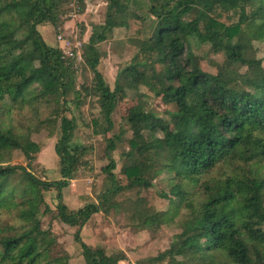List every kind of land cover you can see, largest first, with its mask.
Listing matches in <instances>:
<instances>
[{
	"label": "trees",
	"instance_id": "1",
	"mask_svg": "<svg viewBox=\"0 0 264 264\" xmlns=\"http://www.w3.org/2000/svg\"><path fill=\"white\" fill-rule=\"evenodd\" d=\"M141 1L105 0V21L82 46L93 78L78 88L73 60L38 29L63 25L71 0H0V264H70L59 238L43 226L47 215L75 229L85 264L126 261L123 250L109 254L84 242L82 231L95 214L121 208L118 194L140 195L162 175L169 191L161 198L171 208L157 212L138 198L132 209L143 228L180 217L181 231L150 263L264 264V59L248 54L254 41L264 42V0H144L148 32L130 39L137 54L111 89L99 70V46L116 29L146 23L132 10ZM233 17L238 20L232 23ZM203 46L223 58L212 62L216 74L201 67L194 49ZM140 87L169 109L165 118L138 104L124 116L132 136L120 169L123 183L113 153L127 131L107 134L128 92ZM85 97L100 110L96 132L109 163L102 168L106 188L100 198H80L83 206L72 209L63 191L87 166L92 147L75 142L77 121L69 113ZM37 128L50 136L58 130V181L41 180L30 170L42 150L33 140ZM17 152L26 166L14 163ZM52 192L55 209L47 201Z\"/></svg>",
	"mask_w": 264,
	"mask_h": 264
},
{
	"label": "rangeland",
	"instance_id": "2",
	"mask_svg": "<svg viewBox=\"0 0 264 264\" xmlns=\"http://www.w3.org/2000/svg\"><path fill=\"white\" fill-rule=\"evenodd\" d=\"M81 6L80 0H71L68 6L70 11L63 18V25L58 29L49 24L38 28L49 45L60 47L65 56L73 60L77 72L78 88L82 85H89L93 78L90 70L84 65L82 46L89 40L92 29L104 23L107 11L105 0H85L83 11H80ZM132 10L143 15L147 20L146 23L131 22L128 29H116L112 38L99 46L103 55L99 70L111 89L114 88L118 74L132 62L137 54V49L131 44L130 39L140 37L139 32L145 29L148 32L147 3L142 0L139 5H132ZM225 20L228 18L225 17ZM237 20L238 17H233L232 23ZM247 31L253 34L255 29L248 28ZM194 51L200 60L202 69L205 72L216 74V68L212 62L222 63L223 58L210 54L207 46L195 48ZM248 54L264 59V42L254 41L253 48ZM128 93L129 97L121 102L113 115L115 124L113 131L107 134V137H111L119 134L121 129L127 131L125 141L119 144L113 153L117 163L115 172L117 178L123 183L125 180L120 174V169L125 163L123 155L129 147L126 140L132 136L127 122L123 121L124 116L138 104L151 106L165 118V111L169 109L160 98H155L145 87L131 90ZM70 108V117H74L77 121L75 142L92 147V153L86 157L87 166L80 169L78 177L63 191L64 202L70 208L78 209L84 203L80 198L90 197L92 201H97L104 192L106 174L102 172V168L109 162L105 155V140L100 133L96 132L95 122L100 120V110L96 100L92 97H85L79 109L76 108L75 103ZM58 139V130L50 136L47 129L37 128L33 135V140L41 146L42 150L30 170L41 180L58 181L61 179L59 159L55 151ZM14 163L27 165V161L19 152L15 153ZM168 191L167 176L162 175L155 181L152 189L142 191L140 195H137L136 191H125L118 194L115 202L121 208L111 210L108 215L95 214L83 229L82 239L93 247L105 248L109 254L119 249L123 250L128 259L120 264H152L149 260L169 248L177 234L180 233L178 224L180 217H174L172 221H168L170 218L166 219V223L161 227L143 228L132 206L135 200L142 198L145 200L146 207H151L157 212H166L171 206L168 200L161 198V193ZM55 194L52 192L47 196V201L53 209L57 206ZM43 226L59 238L64 249L70 254V264H85L81 250L73 240L75 229L59 223L52 215L43 218Z\"/></svg>",
	"mask_w": 264,
	"mask_h": 264
}]
</instances>
